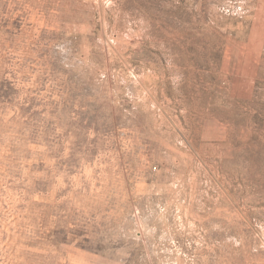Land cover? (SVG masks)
Wrapping results in <instances>:
<instances>
[{
    "label": "rangeland",
    "instance_id": "1",
    "mask_svg": "<svg viewBox=\"0 0 264 264\" xmlns=\"http://www.w3.org/2000/svg\"><path fill=\"white\" fill-rule=\"evenodd\" d=\"M0 264H264V0H0Z\"/></svg>",
    "mask_w": 264,
    "mask_h": 264
}]
</instances>
